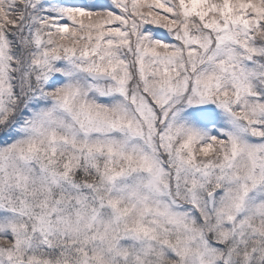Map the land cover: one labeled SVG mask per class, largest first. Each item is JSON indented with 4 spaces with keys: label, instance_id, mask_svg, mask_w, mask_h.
I'll list each match as a JSON object with an SVG mask.
<instances>
[{
    "label": "snow or ice",
    "instance_id": "1",
    "mask_svg": "<svg viewBox=\"0 0 264 264\" xmlns=\"http://www.w3.org/2000/svg\"><path fill=\"white\" fill-rule=\"evenodd\" d=\"M0 264H264V0H0Z\"/></svg>",
    "mask_w": 264,
    "mask_h": 264
}]
</instances>
